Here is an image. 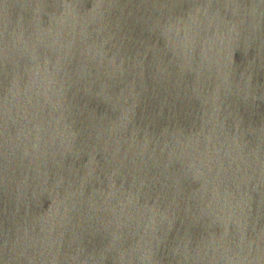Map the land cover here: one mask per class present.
<instances>
[{
  "label": "water",
  "instance_id": "obj_1",
  "mask_svg": "<svg viewBox=\"0 0 264 264\" xmlns=\"http://www.w3.org/2000/svg\"><path fill=\"white\" fill-rule=\"evenodd\" d=\"M0 264H264V0H0Z\"/></svg>",
  "mask_w": 264,
  "mask_h": 264
}]
</instances>
